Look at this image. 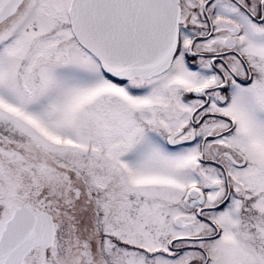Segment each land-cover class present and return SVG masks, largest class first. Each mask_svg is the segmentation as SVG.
<instances>
[{
    "label": "snow or ice",
    "instance_id": "6c2138e0",
    "mask_svg": "<svg viewBox=\"0 0 264 264\" xmlns=\"http://www.w3.org/2000/svg\"><path fill=\"white\" fill-rule=\"evenodd\" d=\"M0 264H264V0H0Z\"/></svg>",
    "mask_w": 264,
    "mask_h": 264
}]
</instances>
